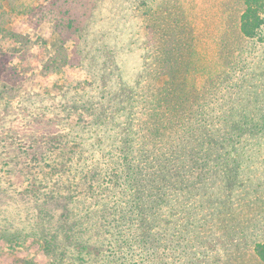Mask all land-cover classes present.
<instances>
[{
  "label": "rangeland",
  "instance_id": "1",
  "mask_svg": "<svg viewBox=\"0 0 264 264\" xmlns=\"http://www.w3.org/2000/svg\"><path fill=\"white\" fill-rule=\"evenodd\" d=\"M89 1L0 0V264L249 259L246 252H223L221 230L229 221L223 199L229 192L220 176L201 184L191 178L194 188L170 195L173 207L165 205L158 215H149V198L147 216L138 213L134 186L114 184L111 151L121 143L118 128L132 104H124L123 92L133 73L123 66L132 69L128 60L153 40L152 13L146 11L156 5L133 9L130 0H99L93 24L84 32L82 27L78 42L75 32L89 19ZM106 43L132 53L110 63ZM252 47L247 71L250 96H256L254 86L264 80V47ZM257 182L251 176L247 186ZM210 214L215 219L209 221ZM197 236L213 245L196 259L175 249L179 237L196 244ZM141 237L150 249L137 245Z\"/></svg>",
  "mask_w": 264,
  "mask_h": 264
},
{
  "label": "trees",
  "instance_id": "2",
  "mask_svg": "<svg viewBox=\"0 0 264 264\" xmlns=\"http://www.w3.org/2000/svg\"><path fill=\"white\" fill-rule=\"evenodd\" d=\"M130 1L133 9L155 3L154 11H146L154 37L143 43L141 56L128 60L132 69L124 62L125 73H133L123 92L132 114L124 111L121 143L111 151L114 184L135 187L138 213L147 216L149 206V215L173 207L169 196L192 190L191 178L201 184L220 176L229 192L223 199L229 215L220 236L223 252L249 254L235 264H264V80L250 96L247 71L256 52L252 45L264 47V0ZM89 4V19L75 33L93 24L100 1ZM104 47L110 63L132 53ZM251 176L258 178L253 189L247 186ZM196 239L191 244L179 237L175 249L196 259L210 243L206 236ZM136 243L150 249L146 237Z\"/></svg>",
  "mask_w": 264,
  "mask_h": 264
}]
</instances>
